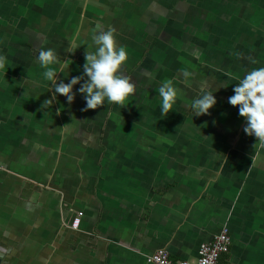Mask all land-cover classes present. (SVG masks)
I'll list each match as a JSON object with an SVG mask.
<instances>
[{"label":"crops","instance_id":"obj_1","mask_svg":"<svg viewBox=\"0 0 264 264\" xmlns=\"http://www.w3.org/2000/svg\"><path fill=\"white\" fill-rule=\"evenodd\" d=\"M97 25L115 29L136 90L81 111V85L68 104L37 57L54 49L67 84ZM0 55V264H148L157 250L194 263L223 227L220 264H264V146L228 103L264 67V0H0ZM167 79L180 91L164 116ZM202 90L217 103L196 116Z\"/></svg>","mask_w":264,"mask_h":264},{"label":"clouds","instance_id":"obj_2","mask_svg":"<svg viewBox=\"0 0 264 264\" xmlns=\"http://www.w3.org/2000/svg\"><path fill=\"white\" fill-rule=\"evenodd\" d=\"M114 32L115 29L104 30L102 25L96 26L92 36L95 50H86L84 53L83 75L73 77L67 84L63 81L56 83L57 71L53 66L60 64L59 70L65 71L68 64L60 62L54 49H39L37 60L41 68L45 69L42 75L46 80L52 81L55 94L66 97L67 103L71 104L75 98L73 86L81 85L79 93L83 95L86 103V107L81 111L95 110L105 102L123 106L128 98L135 94V84L128 77L120 75V69L127 61L128 54L123 46L117 45ZM79 47L75 43L70 44L68 53H74ZM249 59L251 63H256L254 59ZM7 63V58L0 55V69H5ZM190 75L188 71L183 72L185 78ZM225 75L234 78L231 73ZM179 91L174 87L171 79L162 82L158 89L162 101V115L167 116L171 111ZM202 92L203 94L191 103L196 116L210 114L209 110L217 103L212 91L202 90ZM233 92L234 95L228 98V103L232 107H238L239 116L245 119L244 133L255 137L256 141L264 146V67L247 72L233 88ZM55 94L51 99L45 100L41 108L52 105L56 98Z\"/></svg>","mask_w":264,"mask_h":264},{"label":"built area","instance_id":"obj_3","mask_svg":"<svg viewBox=\"0 0 264 264\" xmlns=\"http://www.w3.org/2000/svg\"><path fill=\"white\" fill-rule=\"evenodd\" d=\"M82 213H77L70 223V228L77 230L80 226ZM230 245V235L227 227H223L215 235L211 242L199 246L197 260L192 263L188 261L171 260L168 253L164 250H157L145 257L148 264H220L221 257L228 252Z\"/></svg>","mask_w":264,"mask_h":264}]
</instances>
